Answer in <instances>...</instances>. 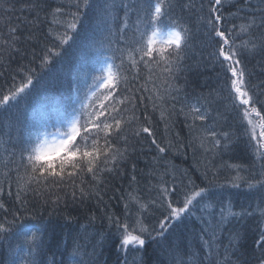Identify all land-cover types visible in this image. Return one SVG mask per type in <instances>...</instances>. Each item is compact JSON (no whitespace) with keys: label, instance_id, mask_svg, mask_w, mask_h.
Masks as SVG:
<instances>
[{"label":"snow or ice","instance_id":"obj_1","mask_svg":"<svg viewBox=\"0 0 264 264\" xmlns=\"http://www.w3.org/2000/svg\"><path fill=\"white\" fill-rule=\"evenodd\" d=\"M37 7L29 3L21 11ZM177 9L181 13L185 9L192 12L194 23L177 15ZM0 11L14 12L11 0H0ZM89 11L94 12V23L85 37L80 68L69 83L64 104L51 115L40 112L31 120L17 116L15 122H9L7 131L0 132V242L9 244L5 264H38L43 230L25 223V204L30 194L44 195L68 187L73 189V197L77 188L82 197L90 195L81 186L87 183L85 177L99 184L105 173L116 172L119 163L126 159L132 136L146 133L159 153L168 150L157 142L151 127V113L157 111L161 119L167 120L183 115L187 126L196 132L194 139L206 152L215 154L221 147L228 150L234 141L243 138L253 157L251 165L229 164L232 174L228 182L233 188L247 185L258 197L257 210L264 217V81L253 83L245 66L249 58L264 60V0H63L54 13L63 17L59 23L62 31L41 55V67L51 64L75 42ZM0 22L7 31V35L0 33L2 60L5 48L20 51V38L10 17H0ZM197 33L202 44L213 47L209 58L213 67L220 70L218 95L224 101V112L233 120L229 130L208 127V107L202 110L187 105V111L185 107L177 111L176 104L171 103L178 91L176 73ZM18 72L23 73L19 83L13 77L0 94V110L26 100L33 90L37 69L21 66ZM157 74L163 79L160 89L153 79ZM3 75L0 72V77ZM211 123L214 125L216 120ZM52 128L54 132L50 131ZM208 171L206 168L202 173L204 181L198 184L190 176L177 177L168 169L157 170L150 199L143 200L130 192L124 218L108 217L110 226L117 231L120 251L143 249L147 240L164 237L169 229L174 230V226L179 227L199 211L197 218L204 225L202 238L208 236L206 258H211L216 251L213 238L225 222L254 212H235L230 203L218 204L213 188L223 185L216 183L218 173L209 180ZM168 176L170 179L165 178ZM5 186L7 195L14 196L20 209L10 211L3 202ZM130 204L135 206V214L130 211ZM216 208L218 212L213 211ZM155 210H161V216L150 231L145 216ZM258 246L264 247V234ZM81 249L74 241L70 264H83Z\"/></svg>","mask_w":264,"mask_h":264},{"label":"trees","instance_id":"obj_2","mask_svg":"<svg viewBox=\"0 0 264 264\" xmlns=\"http://www.w3.org/2000/svg\"><path fill=\"white\" fill-rule=\"evenodd\" d=\"M11 3L15 11L8 14L0 11V17H10L17 26V36L20 38L17 46L20 51L3 50L0 72L4 75L0 77V94L12 83L13 77L19 83L23 76V73L18 72L21 66L35 68L37 72L33 79V90L26 100L0 110V132L7 131V125L10 121L15 122L17 116L21 120H31L40 112L51 115L64 104L69 83L80 68L85 52V37L94 23V12L89 11L82 20L83 27L75 42L66 47L63 54L51 64L41 67V55L55 43L54 37L62 31L59 23L63 17L54 13L63 0H11ZM29 3H35L38 7L21 11ZM231 10L235 11L234 8ZM176 14L190 22L195 21L194 14L187 9L183 13L177 9ZM0 33L7 35L3 22H0ZM201 40L202 37L197 33L181 70L176 73L175 87L178 91L174 93L176 100L171 103L176 104L177 111L181 107L187 111V105L202 107V110L208 107L211 109L208 127H214L217 131L229 130L233 127V120L224 112V101L218 95L221 88L220 70L213 67L209 58L213 47L205 46ZM245 66L252 74L253 83L264 81V60L260 57L249 58ZM153 79L157 89H160L163 79L158 74ZM145 104L150 105V102L145 100ZM148 111L151 113L150 106ZM218 112L221 115L218 116ZM141 116L143 118L142 113ZM212 119L216 120L214 125ZM151 120L157 142L168 147L165 153L158 152L146 133L140 137L132 136L126 159L119 163L116 172L105 173L103 182L99 184L85 177L87 183L81 186L90 191V195L82 197L77 188L73 197V189L63 187L44 195L28 196L25 223L40 226L43 230L44 243L37 257L38 264H70L69 254L74 241L82 246L83 264H217V261L219 264H264V247L258 246L264 234V217L257 210L259 199L249 191L247 185L233 188L228 182L232 174L229 164L251 165L253 157L244 139L234 141L228 150L221 147L213 154L199 147V142L194 139L196 132L187 126L183 115H175L172 120H167L161 119L157 111L151 113ZM50 131L54 132L55 129ZM236 131L239 135L238 125ZM206 168L209 169L208 179H212L213 173H218L216 183L223 185L213 188L218 204L230 203L235 212L242 209L254 212L251 216L230 218L225 222L217 237L213 238L216 251L211 258H206L208 236L202 238L204 225L197 218L200 216L199 211L179 227L169 229L164 237L147 240L143 249L133 251L130 248L127 253L120 251L117 231L110 226L108 217L124 218L130 192L143 200L150 199L154 195L150 189L157 182L155 173L165 169L177 177L190 176L200 184L204 181L202 173ZM165 178L170 179V176ZM5 187L3 202L10 211L20 209L14 196L7 195ZM12 190L15 191L14 186ZM129 209L135 214L134 205L130 204ZM213 211L218 212V208ZM160 216L161 210L146 214L145 223L150 231L156 227ZM8 247V243L0 242V264H5L7 260Z\"/></svg>","mask_w":264,"mask_h":264},{"label":"rangeland","instance_id":"obj_3","mask_svg":"<svg viewBox=\"0 0 264 264\" xmlns=\"http://www.w3.org/2000/svg\"><path fill=\"white\" fill-rule=\"evenodd\" d=\"M37 89V88H36ZM40 90V88L38 89V91Z\"/></svg>","mask_w":264,"mask_h":264}]
</instances>
